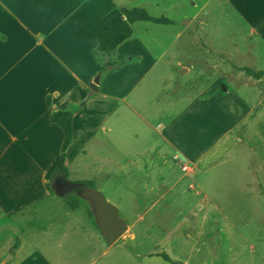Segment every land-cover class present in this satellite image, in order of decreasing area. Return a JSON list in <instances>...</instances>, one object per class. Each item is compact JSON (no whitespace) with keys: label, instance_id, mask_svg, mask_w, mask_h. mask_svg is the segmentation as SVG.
<instances>
[{"label":"rangeland","instance_id":"1","mask_svg":"<svg viewBox=\"0 0 264 264\" xmlns=\"http://www.w3.org/2000/svg\"><path fill=\"white\" fill-rule=\"evenodd\" d=\"M122 7L168 20L135 21L114 52H96L95 24ZM48 49L81 81L61 71ZM93 73L100 76L98 91L89 84ZM55 106L75 108L69 180L92 181L87 185L126 222L154 197L138 167L157 146L167 148L162 136L178 135V149L165 158L171 179L179 177L194 196L184 212L194 209L198 191L212 205L204 223L214 257L191 264H264V0H0V202L13 207L39 191L62 142L49 120ZM183 163L191 168L183 170ZM47 188L43 203L57 201L50 208L57 214L27 222L12 215L11 226H0V262L87 264L105 243L77 188L57 195L52 180ZM179 211L174 200L160 222L174 224ZM38 228L36 248L23 240L18 256L7 259L17 238Z\"/></svg>","mask_w":264,"mask_h":264},{"label":"crops","instance_id":"2","mask_svg":"<svg viewBox=\"0 0 264 264\" xmlns=\"http://www.w3.org/2000/svg\"><path fill=\"white\" fill-rule=\"evenodd\" d=\"M48 51L51 56L57 60L59 66L61 67V71L66 70L71 74L73 78L81 81L76 72L64 62L62 56L59 53L55 54L50 49H48ZM76 62H78V60H76ZM89 84L95 91H98L100 89V76H97L96 73L91 74L89 76ZM44 94H46V92ZM52 94L56 98V102L59 101L60 93L56 88L52 90ZM124 102L127 104L126 101ZM50 105L51 101L47 95L45 112L50 111ZM67 105L69 104H66V106ZM69 108L70 106L62 109ZM71 109L73 121V112L75 111V108L71 107ZM56 110L61 109L58 106H55L52 112ZM141 117L143 116L141 115ZM146 123L158 132L156 127H153L152 124L147 121ZM158 124L161 125L162 122L160 121ZM161 140L166 144L167 148L157 146L155 153L152 155L147 154L149 155L148 160L142 162V164L138 167L140 168V171L142 173L146 174V180L144 184L147 187L146 189H148L147 192H151L152 194H154V197L152 198L150 204L145 205L144 210H142L141 212H137L132 220L127 221V224H131L128 225L130 229L125 240L116 241L113 244H108L106 243V241L105 243H103L102 241H98L99 243L97 244V250L92 254L87 264H170L169 261L163 259L162 256L158 255L159 252H165L172 260L179 261L180 264H191L194 261V258L203 257L209 254L210 256L214 257V253H212L211 247L208 246V241L211 238V234L204 223L206 221V216L211 215L210 208L212 205L206 202L208 197L204 191L201 193H199V191L196 192V196H200V199L195 202L194 209H191L192 206L190 207L191 210H189L193 212L194 217L192 219H188V217L192 213H190V211L188 210L189 212L185 214L184 207L187 206L188 209V203L193 200V195L181 184L179 177H177L176 179H171V163L168 161L169 158H165L166 155L168 156V153L170 152L169 150L175 151L176 149H178V135L175 134L169 138L162 136ZM69 146L70 144L68 145V147ZM67 149L65 151V163ZM183 149H185V147L182 148V150ZM174 155L176 154H173L172 157H174ZM158 156L164 157H162L161 161H158ZM182 165H187L188 168L189 166L191 168V165H188V163H183ZM193 168L195 170L193 174H196V166H193ZM169 169H171V171ZM103 172L105 171H102L100 173ZM66 179L69 180V177H67ZM105 179L107 180V178ZM47 181L48 180L45 178L44 173V178L41 179L40 184L38 185L39 191L36 194L34 193L24 203H15V205L12 207L11 205H13V203L9 202V200L0 202V226H11L13 223L10 217L12 215H15L16 213L25 218L26 222L30 219H38V217H40L41 215H46L50 218L54 214L56 215L57 210L54 208H50L51 205L56 204L57 201L52 199L50 203H43V201L50 194L46 186ZM84 182L87 185V183L89 184L92 181L82 180V183ZM103 183L104 181H101V184ZM189 186L192 187V189L194 187L193 183H189ZM176 187L177 189H175ZM188 193L191 195V197ZM139 200L142 201L143 198L139 196ZM174 200H177V202L180 204L181 209V211H179L178 213L179 218L177 219V222H175L174 224L160 222V219L163 216L170 213V208ZM200 203L202 205H199ZM30 207H32L33 209L31 208L32 210L27 211L28 209H30ZM214 208L217 209L216 206ZM150 210L153 211L151 213L152 217L147 219V214ZM64 214H67L66 216L70 215L69 211H65ZM88 225L92 229L93 234L94 230L92 224L88 222ZM39 230V228L36 230V232L27 230L28 234L23 233L20 239L17 238L15 246H12L14 247V251L9 258L7 257V259L16 258L18 256L21 248L20 244L23 240L28 241V247L36 248L34 237ZM0 264L4 263L0 262Z\"/></svg>","mask_w":264,"mask_h":264},{"label":"trees","instance_id":"3","mask_svg":"<svg viewBox=\"0 0 264 264\" xmlns=\"http://www.w3.org/2000/svg\"><path fill=\"white\" fill-rule=\"evenodd\" d=\"M139 20H154L156 22L167 21L164 18H154L150 16L142 7L113 9L105 14L94 27L96 36L97 52L111 53L124 40L132 35V23ZM251 75L259 76L262 73L255 72L246 68ZM52 123L56 124L63 133V139L60 146V152L51 162L45 172V178L48 180L46 186H50V180L53 176L68 177V169L65 163V151L70 144L73 134L72 128V110L61 109L52 112L49 116ZM81 200H86L78 195ZM158 255L170 262V264H180L179 261L172 260L165 252H159Z\"/></svg>","mask_w":264,"mask_h":264},{"label":"water","instance_id":"4","mask_svg":"<svg viewBox=\"0 0 264 264\" xmlns=\"http://www.w3.org/2000/svg\"><path fill=\"white\" fill-rule=\"evenodd\" d=\"M70 185L80 187L78 194L90 202L97 226L106 243L113 244L128 228L126 220L119 215L117 207L109 202L100 190L94 187L82 182H70ZM53 190L57 195H61L56 187L53 186Z\"/></svg>","mask_w":264,"mask_h":264},{"label":"flooded vegetation","instance_id":"5","mask_svg":"<svg viewBox=\"0 0 264 264\" xmlns=\"http://www.w3.org/2000/svg\"><path fill=\"white\" fill-rule=\"evenodd\" d=\"M51 180L53 182V186L56 187L57 190L61 193H65L72 188H77V191L80 190V187H78V186L72 187L70 185L71 181L67 180L64 177L55 175V176H53V178Z\"/></svg>","mask_w":264,"mask_h":264},{"label":"built area","instance_id":"6","mask_svg":"<svg viewBox=\"0 0 264 264\" xmlns=\"http://www.w3.org/2000/svg\"><path fill=\"white\" fill-rule=\"evenodd\" d=\"M183 170H186L187 168H188V166L187 165H182V167H181Z\"/></svg>","mask_w":264,"mask_h":264}]
</instances>
